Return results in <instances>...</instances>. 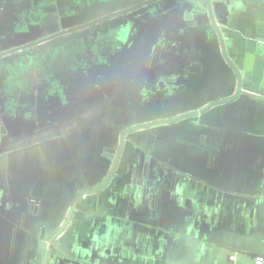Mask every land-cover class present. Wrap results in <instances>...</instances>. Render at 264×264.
I'll return each instance as SVG.
<instances>
[{"label":"crops","instance_id":"crops-1","mask_svg":"<svg viewBox=\"0 0 264 264\" xmlns=\"http://www.w3.org/2000/svg\"><path fill=\"white\" fill-rule=\"evenodd\" d=\"M141 14L114 23L137 21L138 31ZM209 27L198 17L182 60L139 54L135 66L94 83L90 99L70 96L66 110L47 117L23 104L17 118L0 114V264L264 257V96L241 92L202 111L237 90ZM201 135L212 160L190 144Z\"/></svg>","mask_w":264,"mask_h":264},{"label":"flooded vegetation","instance_id":"flooded-vegetation-1","mask_svg":"<svg viewBox=\"0 0 264 264\" xmlns=\"http://www.w3.org/2000/svg\"><path fill=\"white\" fill-rule=\"evenodd\" d=\"M62 3L63 7H59L60 3L54 5L52 0H0V95L3 88H7L5 96H15L14 99L4 98L11 104L28 106L33 104L37 110L42 109L44 112L51 110L52 113H57L60 112L62 105L67 103L60 102L63 101V88L67 100L71 93L76 92L81 99L85 97L88 100L94 83L103 85L123 68L135 66L139 54H146L150 58L149 43L156 29L153 26L155 24L151 17V8L158 3L157 0H140L136 3L130 0L100 2L91 0V3H87L86 0H63ZM137 10L143 13L142 21L145 22L141 30L136 29L134 23L137 21L114 23L124 18L130 19L131 13ZM111 19L114 21L109 22ZM169 25L170 22L167 20L162 26ZM94 26L95 30L92 29ZM112 29L116 30L117 35L122 36V33L128 35L129 45L120 40L116 48L113 50L109 48L111 46L108 37ZM13 41L18 42L16 47L4 49ZM42 44H46L44 48ZM20 46L29 49L24 55H30L32 59L37 58L28 70L32 68L51 75L53 93L60 99L58 102L42 108V104L39 103L41 102L39 91L28 92L23 85L17 86L13 79L10 81L6 79V74H9L15 63L24 61L15 52V48ZM63 54L66 59L59 62L58 57ZM50 56L54 57V62L49 65L44 62L43 65L42 61ZM4 57L8 59L4 60ZM64 73L67 74L66 88L60 82ZM79 77L86 78L87 81L79 85L76 83ZM70 87L71 91L68 93ZM2 100L0 97V103ZM79 101L78 106L83 111L86 104L82 100Z\"/></svg>","mask_w":264,"mask_h":264},{"label":"water","instance_id":"water-1","mask_svg":"<svg viewBox=\"0 0 264 264\" xmlns=\"http://www.w3.org/2000/svg\"><path fill=\"white\" fill-rule=\"evenodd\" d=\"M157 1L151 10L153 26L156 27L149 43L153 62L168 65L182 60L184 49H190L196 35L192 28L197 25L198 17L203 16L212 24L209 27L212 35H208V38L213 50L223 55L233 71L236 92L213 101L202 111L221 101L235 99L241 92L264 96V0ZM167 20L170 25L162 26ZM124 135L125 131L114 157L115 164L124 143ZM190 144H194L198 152L207 153L212 160L215 149L204 143L202 135L199 143L191 140ZM112 152L110 147L103 148V154L108 157H112Z\"/></svg>","mask_w":264,"mask_h":264},{"label":"trees","instance_id":"trees-1","mask_svg":"<svg viewBox=\"0 0 264 264\" xmlns=\"http://www.w3.org/2000/svg\"><path fill=\"white\" fill-rule=\"evenodd\" d=\"M118 38V39H117ZM121 40V42L125 43V42H128L129 43V40H130V37L128 35H117L116 34V30L115 29H112V32H111V35H109L108 37V41H109V45L111 47L109 48H112V50L114 48H116V45H118L119 41ZM122 43V44H123ZM120 45V44H119ZM129 45V44H128ZM44 59V57L42 58ZM65 54L61 55L60 57H58V60L59 62L60 61H65ZM99 59V58H98ZM54 57L53 56H50L48 58L45 59V61H42V64L44 65V62L45 64L48 63L51 64V62L53 61L54 62ZM36 62V60H34L32 62V64H34ZM37 63H40V61H37ZM16 66H20L21 69H26V72L27 73L26 75H24V78L26 79L27 83H28V86L25 87L26 91H31V92H35L36 91H39V93H41L42 91V87H45L47 89H52L54 87V85L52 84V79H51V76L47 79L46 75L47 74H43V71H38V70H35V69H29V67L31 66V64H29V61H22L21 63L17 62L15 63ZM18 70L15 68V66L9 71V74H6V79H13L15 78L16 76H18ZM66 80H67V74L64 73L62 75V79L60 80V82L63 83V87L66 86ZM39 83V87H37L36 83ZM51 82V83H50ZM17 86H19V84L17 83ZM66 88V87H65ZM8 90L7 88H3L2 92H1V95L0 97L3 99L0 103V107L3 108V111L2 113L10 118H17L20 116V113H21V110H23V106L22 105H17L15 103L11 104V102H9L7 99L4 100V98H11V99H14L15 96L13 95H8L7 97L5 96V91ZM53 94V90L51 92V96ZM17 96V95H16ZM50 95H48V97H46L43 102L44 103H41L42 104V108H45V107H49L50 105H53L52 103L50 104V98H51ZM62 97H63V101L60 100L61 104L65 101L66 99V95L64 94V88H63V94H62ZM61 97V98H62ZM53 98V97H52Z\"/></svg>","mask_w":264,"mask_h":264},{"label":"rangeland","instance_id":"rangeland-1","mask_svg":"<svg viewBox=\"0 0 264 264\" xmlns=\"http://www.w3.org/2000/svg\"><path fill=\"white\" fill-rule=\"evenodd\" d=\"M52 1H54V5H56V4H58V3H60V4H58L59 5V7H63V3L61 4V2L63 1V0H52ZM82 1H84V0H82ZM87 1V3H91V0H86ZM95 1H103V0H95ZM62 5V6H61ZM114 20L113 19H111V20H109V22H113ZM68 26V25H67ZM67 26H65V27H67ZM72 26H74V25H70V27H72ZM92 29H96V27L94 26V27H92ZM44 36L46 35V34H43ZM122 35H123V33H122ZM23 43V42H22ZM21 44V43H20ZM19 44V45H20ZM18 45V42H11V44L10 45H8L7 47H5L4 49H6V48H12V47H16ZM45 45L46 44H42L41 46L44 48L45 47ZM37 47H35V49H36ZM49 49H51L50 47H48ZM16 50H15V52H16V54L20 57V58H22L24 61H27L28 59H26V58H29L30 59V61H29V64H31L32 62H31V60H36L37 58H33L32 59V57L30 56V55H24V53L25 52H27V51H29V49L28 48H24L23 46H20V47H18V48H15ZM13 50H14V48H13ZM12 55V54H11ZM24 57H26V58H24ZM7 58V57H6ZM6 58L4 57V60H6ZM8 59V58H7ZM15 68L18 70L17 72H18V76H16L15 78H13V82H16V83H18L19 84V86L20 85H23L24 87H26V86H28V83H27V81H26V79L24 78V75H26L27 73H25L26 72V69H21V67L20 66H16L15 65ZM38 68V67H37ZM44 70V69H43ZM47 77V79L51 76L50 74H47L46 75ZM85 81H87V79L86 78H83V77H79V79L77 80V82L76 83H79V85H80V83H82V82H85ZM36 85H37V87H39V83H38V81H37V83H36ZM72 87V86H71ZM71 87L69 88V90H68V93L71 91L70 89H71ZM54 89V87L52 88V89H47V88H45V87H42V92L41 93H39V97L41 98V102H39V103H44L43 102V100L46 98V97H48V95H50L51 96V92H52V90ZM75 94H78V92H76V93H71V96H73V95H75ZM53 97V98H52ZM60 99H59V96L58 95H56V94H52V96H51V98H50V104L52 103H54V102H58ZM67 101V99H65V102ZM61 110H66L65 109V107H61L60 108ZM85 109H87V106H86V108ZM2 107H0V113H1V116L2 115H4L3 113H2ZM39 111H40V109H39ZM50 113H52L51 112V110H46L45 112L44 111H42V113L41 114H44V116H49V114ZM6 116V115H5ZM6 118H8L7 116H6Z\"/></svg>","mask_w":264,"mask_h":264},{"label":"built area","instance_id":"built-area-1","mask_svg":"<svg viewBox=\"0 0 264 264\" xmlns=\"http://www.w3.org/2000/svg\"><path fill=\"white\" fill-rule=\"evenodd\" d=\"M235 255L232 254L229 256L230 259H234ZM255 264H262L264 262V257L262 255H256L253 258Z\"/></svg>","mask_w":264,"mask_h":264}]
</instances>
